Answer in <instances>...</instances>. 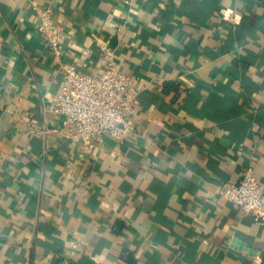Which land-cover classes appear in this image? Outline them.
<instances>
[{
	"label": "crops",
	"instance_id": "crops-1",
	"mask_svg": "<svg viewBox=\"0 0 264 264\" xmlns=\"http://www.w3.org/2000/svg\"><path fill=\"white\" fill-rule=\"evenodd\" d=\"M46 9L77 70L112 50L132 134L80 155ZM248 166L264 188V0H0V264H264L221 194Z\"/></svg>",
	"mask_w": 264,
	"mask_h": 264
},
{
	"label": "built area",
	"instance_id": "built-area-1",
	"mask_svg": "<svg viewBox=\"0 0 264 264\" xmlns=\"http://www.w3.org/2000/svg\"><path fill=\"white\" fill-rule=\"evenodd\" d=\"M40 17L39 28L47 35L62 76L53 109L62 116V124L70 126L68 136L80 144V155L90 151L94 142L106 134L119 140L132 134L131 116L136 110L137 96L128 75L114 60L112 50L106 46L101 48L104 67L99 74L81 72L60 58L63 32L53 24L49 10L40 11ZM116 28L122 34L124 23L118 22ZM86 54L84 51L83 55ZM221 194L251 214L256 224L264 225V188L253 176L252 167L244 168L237 181L223 186Z\"/></svg>",
	"mask_w": 264,
	"mask_h": 264
}]
</instances>
